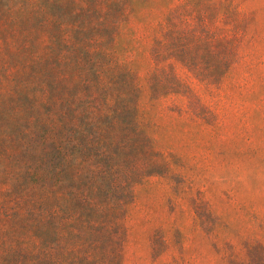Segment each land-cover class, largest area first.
<instances>
[{"label":"rangeland","instance_id":"obj_1","mask_svg":"<svg viewBox=\"0 0 264 264\" xmlns=\"http://www.w3.org/2000/svg\"><path fill=\"white\" fill-rule=\"evenodd\" d=\"M0 264H264V0H0Z\"/></svg>","mask_w":264,"mask_h":264},{"label":"trees","instance_id":"obj_2","mask_svg":"<svg viewBox=\"0 0 264 264\" xmlns=\"http://www.w3.org/2000/svg\"><path fill=\"white\" fill-rule=\"evenodd\" d=\"M154 35H157V38H160L162 43L153 50L152 54L156 57H161V61L155 62V64L150 65L149 72L147 75L148 81H149V87L151 91V100L158 97H164L169 94H178L183 93L181 90H179L180 87V79L177 76L174 65L171 60V48L169 45L166 44V37L160 35V30L156 29V27L153 28ZM188 90V88H186ZM185 89V90H186ZM154 94V96H153ZM146 125H150V127L155 128L153 124L150 122H145ZM168 148V147H167ZM168 156L170 159H172L173 163V157L174 155H171L168 153ZM177 158L175 159V161ZM175 164V163H174ZM154 241V235L151 236L150 240V249H151V257L152 259H155L161 252L163 251V248H159L155 246Z\"/></svg>","mask_w":264,"mask_h":264}]
</instances>
